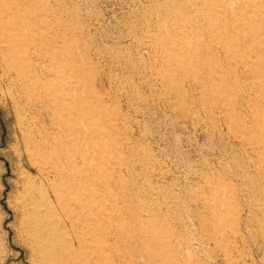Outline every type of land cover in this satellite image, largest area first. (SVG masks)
<instances>
[{"label":"rangeland","instance_id":"374dc122","mask_svg":"<svg viewBox=\"0 0 264 264\" xmlns=\"http://www.w3.org/2000/svg\"><path fill=\"white\" fill-rule=\"evenodd\" d=\"M0 264H264V0H0Z\"/></svg>","mask_w":264,"mask_h":264},{"label":"bare ground","instance_id":"6f19581e","mask_svg":"<svg viewBox=\"0 0 264 264\" xmlns=\"http://www.w3.org/2000/svg\"><path fill=\"white\" fill-rule=\"evenodd\" d=\"M40 212H43V209L41 207L38 208ZM37 227V226H36Z\"/></svg>","mask_w":264,"mask_h":264}]
</instances>
